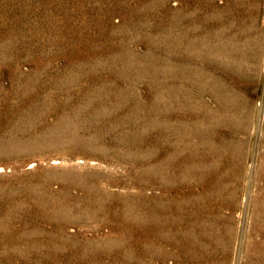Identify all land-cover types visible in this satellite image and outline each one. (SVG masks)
I'll return each mask as SVG.
<instances>
[{
  "label": "rangeland",
  "instance_id": "obj_1",
  "mask_svg": "<svg viewBox=\"0 0 264 264\" xmlns=\"http://www.w3.org/2000/svg\"><path fill=\"white\" fill-rule=\"evenodd\" d=\"M0 264H264V0H0Z\"/></svg>",
  "mask_w": 264,
  "mask_h": 264
}]
</instances>
